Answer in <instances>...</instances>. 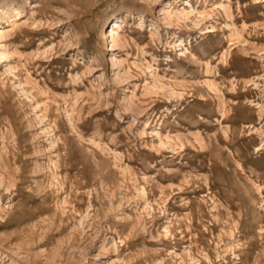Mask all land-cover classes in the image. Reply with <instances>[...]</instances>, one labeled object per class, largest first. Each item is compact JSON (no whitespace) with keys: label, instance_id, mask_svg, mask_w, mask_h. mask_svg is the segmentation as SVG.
<instances>
[{"label":"rangeland","instance_id":"rangeland-1","mask_svg":"<svg viewBox=\"0 0 264 264\" xmlns=\"http://www.w3.org/2000/svg\"><path fill=\"white\" fill-rule=\"evenodd\" d=\"M0 29V264H264V0H0Z\"/></svg>","mask_w":264,"mask_h":264},{"label":"bare ground","instance_id":"bare-ground-1","mask_svg":"<svg viewBox=\"0 0 264 264\" xmlns=\"http://www.w3.org/2000/svg\"><path fill=\"white\" fill-rule=\"evenodd\" d=\"M120 29V26L115 23L114 27L110 30L109 35H108V39H110V42L114 40L115 36L118 35V31ZM0 32H2V30L0 29Z\"/></svg>","mask_w":264,"mask_h":264}]
</instances>
